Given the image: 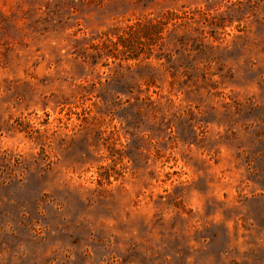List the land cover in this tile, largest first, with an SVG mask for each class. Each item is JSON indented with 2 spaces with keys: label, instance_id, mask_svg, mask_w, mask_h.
Returning <instances> with one entry per match:
<instances>
[{
  "label": "rangeland",
  "instance_id": "obj_1",
  "mask_svg": "<svg viewBox=\"0 0 264 264\" xmlns=\"http://www.w3.org/2000/svg\"><path fill=\"white\" fill-rule=\"evenodd\" d=\"M0 264H264V0H0Z\"/></svg>",
  "mask_w": 264,
  "mask_h": 264
},
{
  "label": "trees",
  "instance_id": "obj_2",
  "mask_svg": "<svg viewBox=\"0 0 264 264\" xmlns=\"http://www.w3.org/2000/svg\"><path fill=\"white\" fill-rule=\"evenodd\" d=\"M146 32H148V33H149V30L147 29V30H145V31H144V33H146ZM145 35H146V34H145Z\"/></svg>",
  "mask_w": 264,
  "mask_h": 264
}]
</instances>
